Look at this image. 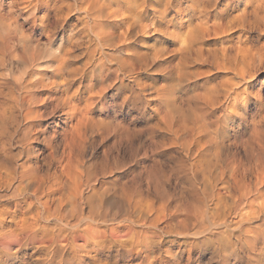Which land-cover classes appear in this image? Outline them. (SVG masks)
I'll return each mask as SVG.
<instances>
[{
    "label": "bare ground",
    "instance_id": "bare-ground-1",
    "mask_svg": "<svg viewBox=\"0 0 264 264\" xmlns=\"http://www.w3.org/2000/svg\"><path fill=\"white\" fill-rule=\"evenodd\" d=\"M225 4L214 16L225 35L194 26L176 62L157 61L162 87L138 82L149 64L109 31L129 34L123 11L145 0H87L98 46H86L82 69L75 43L44 44L0 20V264H194L202 247L227 264H264V0ZM108 87L119 111L104 105ZM149 99L159 119L137 127L130 110ZM140 145L143 184L109 160Z\"/></svg>",
    "mask_w": 264,
    "mask_h": 264
},
{
    "label": "rangeland",
    "instance_id": "rangeland-1",
    "mask_svg": "<svg viewBox=\"0 0 264 264\" xmlns=\"http://www.w3.org/2000/svg\"><path fill=\"white\" fill-rule=\"evenodd\" d=\"M44 1L46 0H0V20L10 22L11 28H18L20 33L25 34L32 39L39 40L44 44H48L49 41H52L53 46H55V44L56 46L60 44L73 46V44L75 43L73 46L74 53L78 54L79 56L78 58H73L72 67L82 69L86 58V55L84 54L86 46L90 48H97L98 46L94 41H89L90 37L87 36L86 28L91 22V17L89 15H86L84 10L87 0H47L48 2H46L49 4L48 7H46L47 4ZM226 2L227 0H145L143 9L139 7H132L131 9L123 11L122 16H126L130 22L134 21L129 34H125V26L123 24H118L115 27L110 28L109 31L113 34V36H116L115 41H117V39H121L124 42L129 41L131 44H133V46H135L136 48V52L139 51L143 54L139 58L149 64L150 68H148L147 72L142 71V74L136 73L138 82H140V84L142 85H145L150 82V78L152 77L153 79H155V83L157 84V86L159 85V87H162L163 85H165V82L163 80V77L159 75V71L157 70V63H159L157 61L166 58H173V61L176 62L177 57L175 56V53L180 46V40H187L190 30L194 26H196L197 28H207L209 32V35L206 36L207 38H216L225 35L226 32L223 31L225 21L216 19L214 16L216 12H225L227 10V6L225 4ZM45 12H50L48 13L47 17H45ZM141 12H143L142 17L138 18V20H135L137 19L135 18V15L140 14ZM252 33L254 35L256 34V32ZM252 33H250V37L254 38V35ZM169 34L175 36L173 42L166 41L170 38ZM125 37H127L126 40L124 39ZM123 41H121L120 44H122ZM198 45V43L192 45L191 51L189 53L191 54L189 55L190 58L191 56L192 58L195 57V54L193 52ZM102 46L105 48H110L109 45L106 44V41L102 42ZM201 47L204 49H208L213 48L214 45L212 43H207L205 45H201ZM203 53L201 59L196 61H201V63H199L202 64L200 66V69L203 68L204 70H206V68L210 67L211 64L209 63L210 59L207 58V52L204 50ZM204 58L208 59L207 65L205 64L206 62L204 64L202 62ZM110 62H113V60H111ZM45 64H49V62H43V65L41 63V66H44ZM135 64V66L138 67L139 62L135 61ZM113 67L116 68V65L112 66V68ZM136 70L138 72H141V70L139 71L138 68H136ZM104 74L105 72H102L101 74L98 73L97 76H94L93 81H99L98 79H102ZM81 75V73H78L76 75L78 80L81 79ZM107 78L105 82L109 83L110 78ZM253 87V90L256 89L258 91L259 83L255 82V84H253ZM260 90V93L264 95V86L260 87ZM112 94L113 90L108 87L107 98L104 100V105L107 106L108 110L110 111H119V108L116 105L119 100L112 99L110 97ZM157 104H159L158 101L149 99L147 104L145 105L146 107L141 110H130L129 105L125 106L123 110H130L131 114L134 113L135 116H137L138 114V118L135 120V126L141 127L142 124H145V120L148 123L152 122V124L157 122L156 120L159 119V116L156 115V110L159 107ZM140 114L141 116H139ZM46 121L48 122L50 121V119L47 118ZM236 126L237 122L234 124V127L238 131H242L241 126ZM139 147L134 148L139 150L138 153L135 152L137 150L133 149L128 151L130 154L121 152L117 159L119 162L122 161V163H124L125 165L122 163L117 164V159V163H115L114 165L115 161H112L111 156L109 157V160L111 159L110 162L113 163L110 164L111 167L116 166L115 168L117 169V171L120 170L119 173L117 172V174L126 175L129 177H132L134 175V178L138 176L134 180L136 181L138 179L139 183L143 184L145 183V174L142 170V165L147 163L148 160H146L147 158H145V155L142 156L144 154V148L141 145ZM89 150L90 149L86 150L85 157L89 161L98 162L97 158H101L102 149L99 147L94 153ZM131 151L135 153L132 154ZM142 152L143 154H141ZM88 154H90V157L88 156ZM141 162L144 163L142 164ZM123 165V168H119ZM173 238L174 237L172 236H168L164 239V241H170ZM210 251V248L207 247H204V249L203 247L200 248L199 251L195 254V263L205 264V261H207L209 264L212 258L210 264H227L225 263L226 261L224 262L223 255L221 253L218 252V254L214 256V258L216 259L215 260L210 254ZM219 255H221V257ZM210 256L211 258H209ZM232 262L228 264H232ZM234 264L244 263L242 261H235Z\"/></svg>",
    "mask_w": 264,
    "mask_h": 264
}]
</instances>
